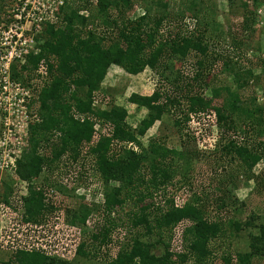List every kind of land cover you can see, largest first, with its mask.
I'll return each mask as SVG.
<instances>
[{
  "label": "trees",
  "instance_id": "1",
  "mask_svg": "<svg viewBox=\"0 0 264 264\" xmlns=\"http://www.w3.org/2000/svg\"><path fill=\"white\" fill-rule=\"evenodd\" d=\"M227 1L228 5H233L238 0ZM94 3L96 14L87 12V15L80 14L86 9L84 6H63L60 25H57L56 15L55 20L45 23L39 35L44 37L40 52L29 55L28 62L22 67L31 71L36 68V62L45 58L47 79L38 96L40 119L29 124V148L17 160V171L22 178L30 179L38 176L44 167L52 170L62 158L83 162L91 157V167L105 187L106 199L103 203L105 219L91 231L94 245L99 248L107 245L112 231L120 226L112 216L116 208L122 207L125 201L137 202L135 210L128 212L130 226L137 232L120 246L109 264H183L188 256L204 263L211 253L208 242L223 232V223L199 220L198 214L205 211L203 207L191 199L177 206L174 195L169 193L188 150L185 151L181 141V149L152 152L149 150L152 140L146 148L136 135H143L164 114L171 115L179 129L181 121L187 122L191 115L207 112L210 99L202 95V91L190 88L206 69L219 61L221 70L241 88L248 86L256 76L252 68L242 65L238 59L221 53L212 55L208 50L206 32H209L208 24L211 26L212 23L204 13L212 12V7L204 0H178L174 7L163 4L153 13L150 8H145L144 14L134 17L127 13L132 0H95ZM111 10L116 11L115 16L111 15ZM198 15L205 21L203 31L170 30L172 24H181L188 16L197 18ZM94 18H99L111 32L107 34L94 26L88 28ZM162 28H166L165 35ZM236 43L234 39L233 48L238 47ZM191 52L196 57L197 67L193 79L179 85L181 76L169 78L164 75L169 63L182 61ZM111 64L131 74L146 67L160 70V75L168 82L166 90L156 89L149 96L133 94L129 97L130 102L146 109L135 129L125 123V109L114 103L110 105L105 95L100 94L101 82ZM222 91V103L214 107L216 121L233 132L237 131L236 121L241 125L239 140L230 137L222 145V157L241 163L246 180H256L258 185L264 177L252 170L258 163L264 166V101L260 104L253 96L249 103H242L231 85H225ZM103 128L107 131H102ZM94 133H97L96 139ZM130 142L137 150L127 146ZM42 147H46L48 153L41 152ZM111 180L119 185L111 187ZM32 187L35 186H31L28 196L23 197L24 210L27 219L38 222L41 210H44L43 195L42 191ZM157 195L163 198L159 203L154 201ZM146 199L148 201L144 202ZM183 219L191 223L182 232L183 251L174 252L171 250L173 229ZM256 219L251 216L243 224H236L259 233L254 235L253 231H248L251 251L237 254L238 264H251V258L264 255V225ZM68 223L85 233L86 229L82 228L84 218H71ZM82 245H85L84 241H81ZM158 246L163 248L160 256L151 252ZM53 262L65 263L61 259H53Z\"/></svg>",
  "mask_w": 264,
  "mask_h": 264
},
{
  "label": "rangeland",
  "instance_id": "2",
  "mask_svg": "<svg viewBox=\"0 0 264 264\" xmlns=\"http://www.w3.org/2000/svg\"><path fill=\"white\" fill-rule=\"evenodd\" d=\"M30 1L31 4L27 2L28 6L23 12V16L31 21L27 22L24 29V36L32 39L24 46L28 52L27 54L21 52L19 55L21 48L16 45V52L13 50L11 56L3 57L0 61V70L3 73L8 60L7 71L10 81L19 84V87L27 90L29 95L20 102V90L0 89V159L3 155L1 140L8 122L11 125L10 129H14L12 136L14 141L10 147L15 151L11 159L13 164L9 163L10 169L0 170V264H55L53 259L64 260V264H109L115 259L120 246L130 241L131 235L137 232L129 222L130 211L135 210L137 202L125 201L122 207L116 208L112 216L120 226L112 231L110 242L99 248L93 244L90 235L96 225L105 219L103 212V203L106 200L103 192L105 187L91 167L93 164L91 157L83 162L80 159L73 162L62 158L52 166V170L44 167L38 176L30 179L22 178L17 171V160L29 148V124L32 121L39 122L40 119L38 96L45 83L38 84L34 82V78L40 61H44L45 58L36 62V68L31 71L22 67L28 62L29 55H38L40 52L44 37L39 35L45 23L57 17V25H60L62 21L60 9L63 6L69 4L84 6L86 9L80 11L81 15H87V12L96 14L95 0H62V4L57 0ZM177 1L132 0L127 13L134 17L145 8H150L153 13L154 9L160 8L163 4L168 8L174 7ZM204 1L210 3L212 7V12L204 13L209 16L212 23L211 26L208 24L209 32H206L209 37L206 38L208 50L212 55L221 53L238 59L242 65L253 69L256 78L248 86L241 88L239 83H233L221 70L219 61L206 69L201 76L202 79L198 78L190 88L192 91H202V95L210 99L207 112L191 115L187 122L181 121L179 129L174 124V118L164 114L161 120L156 121L143 135L136 137L146 148L149 146V140H152L153 144L149 146L152 152L181 149L179 145L183 141L185 151L188 150L189 153L187 152L185 158L181 160L177 176L172 180L174 187L172 186L169 193L174 195L177 206H182L191 199L203 207L205 211L198 214L199 220L208 219L211 222L223 223V232L208 242L211 253L207 260L198 263L188 256L183 264H238L236 255L251 251L248 231H253L254 235L259 233L248 227L242 229L241 225L236 224H243L247 218L254 216L264 225V187L262 188L264 180L257 188L256 180H246L241 163L229 160V157H222V145L230 137L239 140L237 136L241 131V125L236 121L237 131H227L223 123L216 121L214 107L222 103L221 94L225 85H231V89L240 95L242 103H249L253 96L260 104L264 101V0H238L233 5H228L227 0ZM40 3L44 4V8H40L42 11L36 9L33 13L31 7H40ZM49 5L55 8L53 14L45 12ZM21 7L22 0H0V35L2 28L7 29L16 19L15 15ZM110 13L112 16L116 15L115 10H111ZM92 20L88 28L94 26L107 34L111 32L104 27L99 18ZM170 28L171 31L180 30L184 33L199 32L204 30L205 21L201 15L197 18L188 16L181 24L176 22ZM162 30L165 35L166 28ZM234 39L237 42L235 46L238 45L236 48H233ZM1 41L0 36V57L8 55L11 50L7 44L2 46ZM195 61L193 52L182 61L173 60L169 63L168 70H164V75L169 78L181 76L179 80L182 82L179 85H182L184 81L193 79L196 74ZM115 69V77L104 80V85H107L109 91L108 97L105 96L106 102L125 109L127 112L125 123L135 129L145 116L146 109L132 104L129 97L133 94L146 96L155 89L166 90L169 85L160 75V70L146 68L139 75H129ZM102 131L107 129L103 128ZM40 151L48 153L46 147L40 148ZM252 171L264 177L262 163L256 164ZM109 183L111 187L119 185L114 180ZM33 185L35 187L32 188L42 191L43 195L41 201L44 210H41L38 222L27 219L23 204V197L28 196ZM108 191L110 192L109 189ZM161 200L163 198L159 195L154 199L156 203ZM147 201L148 199L144 200ZM37 204L40 205V200H37ZM71 218L79 220L84 218L82 228L86 229L87 233L86 231L84 234L80 233L79 228L69 225L68 219ZM183 221H186V227L191 223L187 219ZM81 241H84L85 245L81 246ZM43 245L56 252L47 253L48 250H43ZM171 250L182 252L183 248L176 246L171 240ZM151 252L160 256L163 254V248L158 246ZM251 264H264V255L251 258Z\"/></svg>",
  "mask_w": 264,
  "mask_h": 264
},
{
  "label": "built area",
  "instance_id": "3",
  "mask_svg": "<svg viewBox=\"0 0 264 264\" xmlns=\"http://www.w3.org/2000/svg\"><path fill=\"white\" fill-rule=\"evenodd\" d=\"M59 4H62V0H57ZM27 2L31 4L30 0H22V7L20 8V10L18 11V14L15 15V20L13 21L12 24H10V26L7 27V29L2 28L3 31H1V45L4 46L5 44H7L10 47V51L8 52V55H4L0 57V61L3 60V57H8L11 56L13 54V50L15 51L16 49V45L20 46V53L24 52L25 54H27L28 50L26 47L28 42H31L32 39H27L24 36V29L25 26L27 24V22H31L30 19H27V17L25 18L23 16V12H25V8L27 5ZM55 2V0H54ZM44 8V4L40 3V7H31V10H40V12L42 11L41 9ZM55 8H52V6H47V10L45 11L46 14H48L49 12L51 14H53ZM44 10V9H43ZM25 15V14H24ZM22 16L24 19V22L22 23ZM16 52V51H15ZM4 71L3 73L0 70V89L2 90H7L8 88H15L17 90H20V94H21V98L19 99L20 102L24 101V97L25 96H29L28 95V91L19 87V84L15 83L14 81H10V77L8 74V60L6 62V64L4 65ZM36 78H34V82H38V84H42L46 79H47V70H46V64L44 63V61H40V64L36 70ZM35 85V84H34ZM36 86V85H35ZM10 123L8 122L6 124V130L3 132V138L1 140V146L3 148V155L1 156L0 159V170L2 171H7L10 169L9 167V163L13 164L11 159H12V154L15 153L14 150H12L11 144L13 145V141H14V137L12 139V136L14 134V129H10ZM13 126V125H12ZM97 136L94 137V139H96ZM128 147L137 150V146H135L133 143H129L127 145ZM8 159V160H7ZM176 205H178V203H176ZM187 225L186 221H179L177 223V225L174 227L173 229V238H172V242L176 245V246H182V232L185 228V226ZM43 250H48L47 253H51V252H56V250L51 249L50 247H46L45 245H43Z\"/></svg>",
  "mask_w": 264,
  "mask_h": 264
},
{
  "label": "crops",
  "instance_id": "4",
  "mask_svg": "<svg viewBox=\"0 0 264 264\" xmlns=\"http://www.w3.org/2000/svg\"><path fill=\"white\" fill-rule=\"evenodd\" d=\"M142 14H144V10L141 11L140 13H137L136 16H138V15H142ZM115 68H117L118 70L123 71V72H125V73H127V74H129V75H139L140 73H142L143 71H145L146 68L151 69L150 67H146L145 69H143L142 71H140V72H138V73H136V74H131V73H128L127 71H125L122 67H120V66H118V65H116V64H111V65L108 67L107 71H106V74H105V76H104L103 81L101 82V89H100V91L102 92V93H100L101 95L104 94L106 97H108V96H107V92H109V91H107V89H108L107 85H106V86L104 85V80H106L108 77L110 78V80L112 79V77H115V76H114V72H116V69H115ZM151 70H152V69H151ZM110 88H111V87H110ZM155 90H156V89H155ZM153 92H154V90H153L149 95H151ZM149 95H146V96H149ZM131 103H132V102H131ZM132 104H133V103H132ZM144 109H145V108H144ZM95 127H98V126H95ZM95 136H97V133H94V136H93V137H95Z\"/></svg>",
  "mask_w": 264,
  "mask_h": 264
}]
</instances>
